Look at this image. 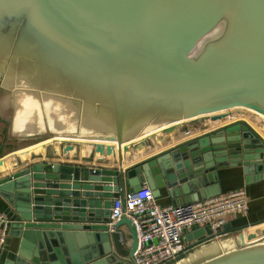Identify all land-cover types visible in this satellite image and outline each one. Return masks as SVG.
<instances>
[{
	"label": "water",
	"instance_id": "obj_1",
	"mask_svg": "<svg viewBox=\"0 0 264 264\" xmlns=\"http://www.w3.org/2000/svg\"><path fill=\"white\" fill-rule=\"evenodd\" d=\"M236 169L264 180V0H0L5 264H137L115 199L213 198ZM262 224L170 264H264Z\"/></svg>",
	"mask_w": 264,
	"mask_h": 264
},
{
	"label": "built area",
	"instance_id": "obj_2",
	"mask_svg": "<svg viewBox=\"0 0 264 264\" xmlns=\"http://www.w3.org/2000/svg\"><path fill=\"white\" fill-rule=\"evenodd\" d=\"M249 200L245 188H240L188 204L162 206L153 192L143 185L136 194L129 193L123 204L115 199L111 220L119 221L125 215L138 234L137 264H170L189 250L183 238L194 228H209L213 235L224 231L226 217L246 216ZM10 222L0 213V258L6 247Z\"/></svg>",
	"mask_w": 264,
	"mask_h": 264
},
{
	"label": "crops",
	"instance_id": "obj_3",
	"mask_svg": "<svg viewBox=\"0 0 264 264\" xmlns=\"http://www.w3.org/2000/svg\"><path fill=\"white\" fill-rule=\"evenodd\" d=\"M219 184L221 194H225L227 192L240 188H245L249 200L248 215L226 217L225 228L227 230H239L264 223V180L247 186L245 184L242 171L240 169H236L221 174L219 177ZM157 202L162 206L173 205L166 189L161 190V197L157 198ZM5 209V203L0 198V213L4 214ZM200 229L201 227H197L190 231H187L184 234V242L189 245V243L186 241V238L191 237L193 233L197 232ZM18 243V240L8 236L6 247L3 250L2 257L0 258V264H5L6 261L10 260L13 257L14 253L16 252Z\"/></svg>",
	"mask_w": 264,
	"mask_h": 264
}]
</instances>
